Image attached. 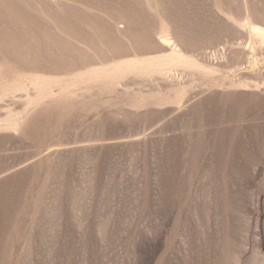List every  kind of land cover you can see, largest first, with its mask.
Returning <instances> with one entry per match:
<instances>
[{"label":"rangeland","instance_id":"1","mask_svg":"<svg viewBox=\"0 0 264 264\" xmlns=\"http://www.w3.org/2000/svg\"><path fill=\"white\" fill-rule=\"evenodd\" d=\"M253 28L264 0H0V264H264Z\"/></svg>","mask_w":264,"mask_h":264},{"label":"bare ground","instance_id":"2","mask_svg":"<svg viewBox=\"0 0 264 264\" xmlns=\"http://www.w3.org/2000/svg\"><path fill=\"white\" fill-rule=\"evenodd\" d=\"M253 31H254V33H256V34H258V35H260V36H262V37H264V31L263 30H261V28H253ZM178 61V60H180V56L178 55V54H174L172 57H171V59H170V61L171 62H173V61ZM141 62V61H140ZM153 62V61H152ZM171 64H173V63H171ZM126 65V64H125ZM166 65V64H165ZM168 65V64H167Z\"/></svg>","mask_w":264,"mask_h":264}]
</instances>
